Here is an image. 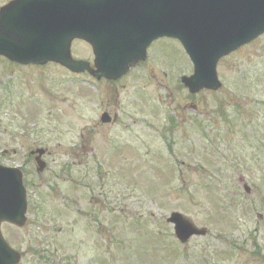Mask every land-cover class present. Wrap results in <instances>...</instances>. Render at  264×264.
<instances>
[{
	"label": "rangeland",
	"instance_id": "obj_1",
	"mask_svg": "<svg viewBox=\"0 0 264 264\" xmlns=\"http://www.w3.org/2000/svg\"><path fill=\"white\" fill-rule=\"evenodd\" d=\"M161 43L119 83L0 58V165L23 167L30 202L24 229L3 226L21 264H264V36L219 62V91L196 95L181 44ZM71 52L92 57L78 41ZM173 212L209 234L181 245Z\"/></svg>",
	"mask_w": 264,
	"mask_h": 264
},
{
	"label": "water",
	"instance_id": "obj_2",
	"mask_svg": "<svg viewBox=\"0 0 264 264\" xmlns=\"http://www.w3.org/2000/svg\"><path fill=\"white\" fill-rule=\"evenodd\" d=\"M90 0H15L0 11V55L20 64L43 65L57 62L71 72L90 71L98 79L117 80L131 65L146 58V47L158 37L179 39L194 64V75L182 82L192 93L221 87L217 75L219 60L264 34V0H115V19L105 15L112 27L100 41L87 28L85 12ZM101 18V17H100ZM115 25V27H114ZM115 29L117 36H113ZM151 32V36L147 33ZM75 38H87L93 45L97 70L89 63L72 59ZM108 114L103 123L110 122ZM42 156L45 152L39 150ZM39 162V172L45 163ZM23 174L0 166V264H19L21 254L12 249L2 234V224L24 227L28 201ZM249 193L250 189L245 186ZM168 223L175 226L176 238L187 243L194 236H206L180 213Z\"/></svg>",
	"mask_w": 264,
	"mask_h": 264
},
{
	"label": "flooded vegetation",
	"instance_id": "obj_3",
	"mask_svg": "<svg viewBox=\"0 0 264 264\" xmlns=\"http://www.w3.org/2000/svg\"><path fill=\"white\" fill-rule=\"evenodd\" d=\"M161 42H163L162 39H160L158 41L155 40V42L153 44H151V46L148 49V58H146L147 60L145 62L139 63L138 66L136 67V69L140 68V67H143V65L148 63V61L150 60L149 58H151L152 49H159L160 54L162 53L163 50H162ZM158 45H160L159 48H156Z\"/></svg>",
	"mask_w": 264,
	"mask_h": 264
},
{
	"label": "trees",
	"instance_id": "obj_4",
	"mask_svg": "<svg viewBox=\"0 0 264 264\" xmlns=\"http://www.w3.org/2000/svg\"><path fill=\"white\" fill-rule=\"evenodd\" d=\"M223 110H221V112H222ZM194 124H196V121H194L193 122ZM201 126V128L204 130V132H208V129L207 128H205V126H204V124H202V125H200ZM204 138H206V139H208V136H204Z\"/></svg>",
	"mask_w": 264,
	"mask_h": 264
}]
</instances>
